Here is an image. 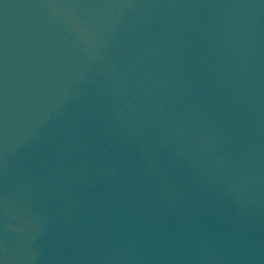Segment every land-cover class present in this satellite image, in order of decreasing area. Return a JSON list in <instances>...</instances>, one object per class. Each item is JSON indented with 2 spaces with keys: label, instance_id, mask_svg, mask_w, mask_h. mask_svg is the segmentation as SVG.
<instances>
[{
  "label": "water",
  "instance_id": "water-1",
  "mask_svg": "<svg viewBox=\"0 0 264 264\" xmlns=\"http://www.w3.org/2000/svg\"><path fill=\"white\" fill-rule=\"evenodd\" d=\"M0 264H264V0H0Z\"/></svg>",
  "mask_w": 264,
  "mask_h": 264
}]
</instances>
